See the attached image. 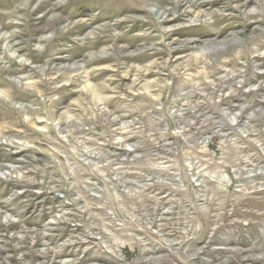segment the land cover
I'll list each match as a JSON object with an SVG mask.
<instances>
[{
	"label": "rangeland",
	"instance_id": "1",
	"mask_svg": "<svg viewBox=\"0 0 264 264\" xmlns=\"http://www.w3.org/2000/svg\"><path fill=\"white\" fill-rule=\"evenodd\" d=\"M0 264H264V0H0Z\"/></svg>",
	"mask_w": 264,
	"mask_h": 264
}]
</instances>
